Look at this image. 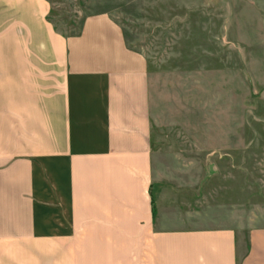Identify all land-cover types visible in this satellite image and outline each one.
I'll return each instance as SVG.
<instances>
[{
	"label": "crops",
	"instance_id": "1",
	"mask_svg": "<svg viewBox=\"0 0 264 264\" xmlns=\"http://www.w3.org/2000/svg\"><path fill=\"white\" fill-rule=\"evenodd\" d=\"M50 0H0V264H264L159 191L150 65L109 14L62 33Z\"/></svg>",
	"mask_w": 264,
	"mask_h": 264
},
{
	"label": "rangeland",
	"instance_id": "2",
	"mask_svg": "<svg viewBox=\"0 0 264 264\" xmlns=\"http://www.w3.org/2000/svg\"><path fill=\"white\" fill-rule=\"evenodd\" d=\"M66 35L109 14L149 61L159 191L241 235L264 224V0H50Z\"/></svg>",
	"mask_w": 264,
	"mask_h": 264
}]
</instances>
